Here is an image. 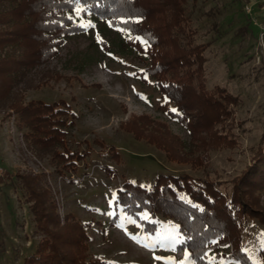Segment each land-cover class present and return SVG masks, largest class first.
<instances>
[{"label": "rangeland", "instance_id": "rangeland-1", "mask_svg": "<svg viewBox=\"0 0 264 264\" xmlns=\"http://www.w3.org/2000/svg\"><path fill=\"white\" fill-rule=\"evenodd\" d=\"M185 24L195 31L197 41L206 43L205 85L224 86L238 97L231 127L235 144L200 152L196 164L170 161L163 150L127 131L130 121L147 116L166 123L174 141L183 143L186 150L194 149L187 127L160 108L165 99L151 79L145 82L139 76L145 61L131 47L121 46L127 32L105 19H93L87 29L65 37L56 55L25 70L13 85L23 102L64 100L75 113L66 143L71 149L87 151L76 168L59 167L50 154L36 153L24 137L25 127L19 125L17 114L0 108V264H21L44 236L16 176L28 173L38 176L39 186L48 192L59 225L66 215L85 224L87 258H102L107 264L185 263L174 257L178 237L161 216H157L160 229L153 235L143 233L137 219L122 213L111 224L114 193L122 180L149 186L157 174L165 173L209 177L221 188L229 187L264 134V0H197L189 6ZM257 192L264 210V189ZM142 215L148 217L145 212ZM260 232L257 219L245 223L243 242L250 264H264L256 253ZM58 237L67 240L64 235ZM66 247H71L69 242ZM208 261L245 264L212 253Z\"/></svg>", "mask_w": 264, "mask_h": 264}, {"label": "trees", "instance_id": "trees-1", "mask_svg": "<svg viewBox=\"0 0 264 264\" xmlns=\"http://www.w3.org/2000/svg\"><path fill=\"white\" fill-rule=\"evenodd\" d=\"M196 2L79 0L84 11L77 12L76 0H0V50L9 47L0 53V108L17 114L19 125L25 127L24 137L36 153L50 154L59 167L76 168L87 151L71 149L66 143L75 113L64 100L23 102L13 85L25 70L56 55L65 37L87 29L93 19L100 18L127 32L121 46L131 47L145 61L139 76L145 82L151 79L165 99L160 108L187 127L194 149L186 150L183 143L174 141L177 139L166 123L147 116L130 121L127 131L163 150L170 161L200 162L202 151L233 146V106L238 97L224 86L205 85L206 43L197 41L195 31L185 24L188 8ZM16 176L36 225L44 234L21 264H107L102 258H87L88 236L83 222L66 215L59 225L38 176ZM219 185L209 177L187 173L157 174L149 186L122 180L114 193L115 212L110 223L118 222L122 213L137 219L143 233L153 235L160 229L157 216H161L178 237L179 242L174 244L177 260L208 264L212 253L216 258H237L250 264L243 231L246 222L257 219L261 242L256 253L264 260V210L257 192L264 189V134L253 147L249 161L230 179L229 187ZM144 212L148 217H143ZM60 234L67 240H59ZM68 242L71 247H66Z\"/></svg>", "mask_w": 264, "mask_h": 264}, {"label": "snow or ice", "instance_id": "snow-or-ice-1", "mask_svg": "<svg viewBox=\"0 0 264 264\" xmlns=\"http://www.w3.org/2000/svg\"><path fill=\"white\" fill-rule=\"evenodd\" d=\"M76 2H77V8H76V11L77 12H79V11H84V9L83 8H81V7H79V0H76ZM122 23H127V21H122ZM83 26V25H82ZM88 26H91L90 24L88 25ZM99 39V38H98ZM137 39H139L138 37H137ZM142 43H143V41H141ZM171 111H173V112H176V109H172ZM177 242H179V241H177ZM156 259H160L159 257H157Z\"/></svg>", "mask_w": 264, "mask_h": 264}, {"label": "built area", "instance_id": "built-area-1", "mask_svg": "<svg viewBox=\"0 0 264 264\" xmlns=\"http://www.w3.org/2000/svg\"><path fill=\"white\" fill-rule=\"evenodd\" d=\"M2 173H3V170L0 168V176L2 175ZM70 179V178H69Z\"/></svg>", "mask_w": 264, "mask_h": 264}]
</instances>
